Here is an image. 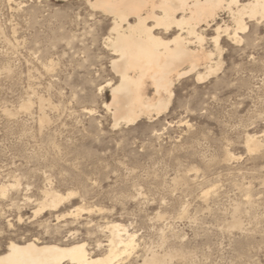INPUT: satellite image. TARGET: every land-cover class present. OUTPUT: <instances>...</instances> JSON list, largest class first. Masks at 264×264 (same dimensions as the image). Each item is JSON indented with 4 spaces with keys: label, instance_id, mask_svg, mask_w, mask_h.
<instances>
[{
    "label": "rangeland",
    "instance_id": "rangeland-1",
    "mask_svg": "<svg viewBox=\"0 0 264 264\" xmlns=\"http://www.w3.org/2000/svg\"><path fill=\"white\" fill-rule=\"evenodd\" d=\"M250 21L219 51L204 26L219 70L177 81L157 119L116 127L112 17L0 0V252L37 239L104 255L120 223L137 238L118 264H264V19ZM50 192L75 195L39 212Z\"/></svg>",
    "mask_w": 264,
    "mask_h": 264
},
{
    "label": "bare ground",
    "instance_id": "bare-ground-1",
    "mask_svg": "<svg viewBox=\"0 0 264 264\" xmlns=\"http://www.w3.org/2000/svg\"><path fill=\"white\" fill-rule=\"evenodd\" d=\"M83 1L91 10L112 17L107 40L114 57L111 67L119 83L107 84L112 101L105 107L112 111L116 127L122 123L133 125L145 117L157 119L168 110L177 81L193 73L202 81L219 70L220 64L212 65L214 54L205 47L204 26H217L211 40L219 51L222 37L241 40L240 35L248 30L246 19H264V0ZM221 13L228 14L229 23L218 24ZM204 65L207 73L201 74L198 70ZM248 145L250 150L258 148L254 138L248 140ZM5 190L1 189L0 194L4 196ZM73 195L74 192L47 193L39 212L57 209ZM106 228L110 241L104 255L92 254L86 243H44L33 239L9 242L0 252V264H118L135 252L137 236L120 223ZM164 262L155 255L153 261L146 259L143 264Z\"/></svg>",
    "mask_w": 264,
    "mask_h": 264
}]
</instances>
